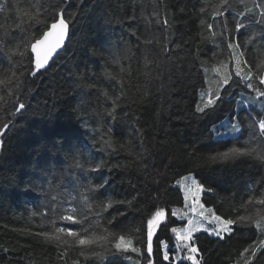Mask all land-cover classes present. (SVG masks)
Listing matches in <instances>:
<instances>
[{
	"label": "trees",
	"instance_id": "trees-1",
	"mask_svg": "<svg viewBox=\"0 0 264 264\" xmlns=\"http://www.w3.org/2000/svg\"><path fill=\"white\" fill-rule=\"evenodd\" d=\"M8 3L9 0H0V80L11 79L9 63L21 62L20 52L24 49L20 45L36 34L31 25L44 20L49 5L59 4L60 0H11L16 9L30 13L34 18L31 21L18 11L10 16ZM261 5L264 0H66L61 7L77 16L75 23L70 24L63 51L35 80L23 81L17 73V84L10 89L0 85L3 89L0 91V128L15 121L12 128L0 133V264H73L76 260L79 264H108L109 260L113 264H142L138 255L130 251L131 261L126 257L114 259L107 243L113 235L122 234L132 239V246H136L134 233L139 227V218L135 227L123 232L119 229L104 231L107 225L99 218L94 219V224L99 221L100 231L90 235L104 236L107 240L96 245L98 257L88 253L87 259L79 255L81 249L72 237L60 234L59 243H49L37 235L42 231L55 234V229L63 225L57 223L56 205L46 206L41 193L29 186L30 182L35 185L45 181L36 169L51 167L62 171L71 166L75 170V165L80 163L87 170L103 160L107 176L108 168L117 160L110 159L108 152L103 150L105 146L119 153L123 169L122 174L114 171L109 177L111 187L118 194L111 195L104 203L123 201L125 207H121L120 212H125L130 209L129 202L137 191L151 192L159 185L162 196L157 208L165 209V220L174 221L169 228L182 225L184 220L171 216L173 207L183 205L182 191L175 182L191 173L198 182L213 189L212 194H202L204 205L217 215L238 221L234 226L235 235L229 240L210 237L205 230L192 235L194 241L198 238V262L244 264L250 259L251 252L244 253V249L259 246L264 241V220L260 219L264 216V203H261L264 201V135L259 129V119L264 115H257L264 114V99L233 84L223 93V99L204 115L197 114L195 109L197 104L203 106L201 94L204 98L214 94L219 89V77L228 71L223 65L229 64L231 58L225 49L229 31L233 32V40H237L235 21L244 26L237 42L255 41L251 47L256 65L264 64V47H261L264 44V7ZM201 7L207 11L206 16L200 15ZM173 13L178 19H173ZM133 15L137 23L131 21ZM149 15L160 21L167 19L173 27L164 31L149 25L150 31L140 27L139 32L133 34L137 24H149ZM213 21L216 26L209 30L207 25ZM222 21L227 25L225 44L218 46L220 41L213 42V31L217 35L220 33ZM193 36L200 39L176 51L181 37L187 41ZM121 37V52L116 59L108 57L105 64L101 55L107 57L108 54L102 52V48ZM138 39L141 44L154 40L158 49L175 39L171 44L175 55L160 58L164 60L165 73L173 71L171 76L157 79L156 63L159 61L154 63L144 55L145 48L136 52ZM10 53L16 54L15 60L9 59ZM214 65L220 67L219 76L212 71ZM260 74H264V69ZM76 82L90 95L74 93ZM21 83L23 86L18 87ZM119 84L124 86L128 106L116 109V119L109 116L89 126L100 127L102 132L96 139L99 141L102 135L106 141V145L97 143L94 147L92 133L78 117L91 111L104 113L111 109L112 100L119 95L115 89ZM105 93L111 97L107 103L104 102ZM12 103L17 107L25 103L27 109L13 118ZM125 113H129L127 118ZM108 121L113 125L112 131H109ZM233 124L238 131L231 130ZM118 128L123 129L122 136L116 134ZM53 145L63 147L58 151ZM72 146H75L76 159L69 154ZM232 147L242 148L246 154L212 159ZM192 151L196 152L198 163L194 171H189L193 165L188 153ZM169 163L170 170L166 168ZM80 183L87 186V181ZM67 191L73 189L68 187ZM81 192H85L84 187L73 192L77 195L75 202L59 201L56 191H52L48 199L57 197L62 214H71L68 209L75 208L77 219H81L89 212V205L99 203L98 199L89 198L85 204V197L79 195ZM144 207L145 203L140 202L138 208ZM131 220L132 217H128V222ZM250 220L260 221L259 227ZM172 238L174 240V236ZM61 252L67 255L60 256ZM184 264L191 262L184 261ZM254 264H264V252H257Z\"/></svg>",
	"mask_w": 264,
	"mask_h": 264
},
{
	"label": "snow or ice",
	"instance_id": "snow-or-ice-1",
	"mask_svg": "<svg viewBox=\"0 0 264 264\" xmlns=\"http://www.w3.org/2000/svg\"><path fill=\"white\" fill-rule=\"evenodd\" d=\"M64 3H66V0H60L59 4L49 5V11L44 13L46 18L41 21H36L35 25H31L35 28L36 34L33 35L30 40H26L20 45V47L24 49L23 52H20L21 62L15 65L9 63L11 79L0 80V85H4L10 89L13 84H17L19 79L16 75L17 73L20 74L23 81H29L30 79L35 80L38 75L47 71L51 62L55 60L56 56L59 55L61 51H63V46L69 36L70 24L75 23L77 16V13H69L67 8L61 7ZM8 7L10 10V16L13 11H18L21 16H28L30 21L34 19L30 16V13L27 10L16 9L11 4V0H9ZM261 7H264V5H261ZM56 8H60L61 10L57 12L55 11ZM193 8H195V5H193ZM180 11H184V9H180ZM207 14V11L201 7L200 15L206 16ZM215 15L219 16L221 14L216 13ZM241 15H243V13H241ZM68 17H71V20L68 19ZM197 18H199V16H197ZM173 19H178L176 13H173ZM49 20L51 23L48 22ZM131 21L133 23H137V17L133 15L131 17ZM147 21L149 24H137V28L133 34H137L140 27H144L146 32L150 31L151 28L149 25H151V27L162 28L164 31L173 27L169 24L167 19L160 21L154 15H149L147 17ZM234 23L235 34L238 40V37L242 34L241 29L244 26L239 21H235ZM215 26L216 23L213 21V23H209L207 25V28L209 30H213ZM201 27H203V25H201ZM226 27L227 25H225L222 21L220 33L217 35V33L213 31V42L215 43L219 40L220 44L218 46H223L225 44L224 35ZM199 39V36H193L190 37L189 40L185 41L181 37L180 44L177 46L176 51L181 50L182 47H189ZM237 40H233V32L229 31L225 50L228 52L231 59L229 64L223 65V67L227 68L228 71L225 72L223 76L219 77V89L214 94L207 96V98L203 97V93L201 94L203 106L197 104L195 109L197 114L204 115L210 108L214 107L218 101L223 99V93L228 92L229 88H231L233 84L245 91L251 90L256 96L264 99V74H260V70L264 69V64H261L259 67L256 65V61L254 59L255 53L251 47L255 41L249 40L237 42ZM122 42L123 37L113 40L107 47L102 48V52L108 54L107 57L101 55V59L105 60V64L108 62V57L116 59L117 55L122 50ZM156 43L157 42L154 40H148L144 44H141L138 39L136 52L140 53L141 48H145L146 51L143 53L144 55H146L149 59H152L154 63L159 61V63H156V71L159 73V77H157V79L163 78L166 75L171 76L173 71L169 70L165 73V63L164 60H161L160 58L163 57L166 59L169 56L175 55V52L171 48V44L175 43V39L170 41L167 45H161L159 49L155 47ZM261 47H264V44H262ZM0 55H2V53H0ZM9 59L15 60L16 54L10 53ZM23 61L27 62L24 63ZM212 71L217 73L219 76L220 67L214 65ZM17 86L22 87L23 84L21 83ZM109 86L112 87L110 82ZM123 88V84L115 86V89L119 91V95L116 96L115 100H112L111 109L106 110L104 113L91 111L78 117V121L85 128H89L92 133L94 147L97 143H104L106 145V141H104L102 135L99 141L96 139V136L102 132L100 127L90 128L89 126L92 123H96L98 119L105 120L109 116L116 119V109L128 106L125 104L126 97ZM2 90L3 89H0V91ZM73 91L76 94H83L84 96L90 95L89 92L83 90L82 86L78 82L75 83ZM242 94L243 93H241V95ZM12 95L14 96L15 92H13ZM23 96L24 93L21 92L20 97L23 98ZM75 98L76 97L74 96L73 99ZM109 99H111V97L105 93L104 102L107 103ZM10 106L15 108V111L11 113L13 118H17L19 114H22L27 109V105L25 103H20L18 107L15 103H12ZM82 106L83 104H81V107ZM5 111H7V109H5ZM257 115L261 116L264 114L257 113ZM124 116L127 118L129 113H125ZM14 122L15 121L13 120L9 123H5L3 128H0V133L12 128ZM108 124L109 131H112L113 125L111 121H108ZM259 129L261 135H264V118L259 119ZM231 130L238 131L239 129L237 125L233 124ZM116 134L122 136L124 134L123 129H116ZM0 143H2V141H0ZM53 147L59 151L62 149L63 145H53ZM103 150L108 152L110 159L117 160L116 164H112L111 167L108 168L107 176L104 174L106 162L103 160L99 163H95L94 166L89 167L87 170H85L84 166L80 163L75 165V170L71 166L62 171H57L55 168L51 167H38L36 169L40 175L45 177V181L35 185L30 182L29 186L32 190H36L41 193L46 201V206L47 204L56 205L55 212L58 217L57 223L63 225L55 229V234L42 231L37 233V235L44 237L49 243L53 241L59 243L62 240V236L60 234L72 237L81 249L79 255L84 256L85 259H87L88 253H91L93 257H98L100 253L95 251L96 245L107 240V237L104 236L90 235L93 231H100L99 221H103L107 225L104 231H107L108 229H119V231L123 232L126 229L135 227L137 218H139V227L136 228L134 233V235L137 236V239L135 240L136 246H132V239H127L126 236L122 234L113 235L111 240H107L108 247L112 249L110 255L114 259L126 257L129 261H131V256L128 255L130 251L138 255L142 264H174L175 261H180V264H184V261H190L191 264H200L195 256L200 249L197 246L198 238L196 241L192 239L193 230H180L176 227L169 228V225L174 223V221L171 218L165 220V209L163 207L157 208V205L161 202L162 196L159 185L154 186L151 192L137 191V195L133 198V201L129 202L130 209L125 212H120V208L125 207L123 201L116 202L115 204L104 203V200L109 198L111 195L118 194L115 193V190L111 187L112 180L109 179V177L114 171L118 175L122 174L123 166L119 163V153L116 150H110L107 146H105ZM69 154H71L73 159H76L75 146L69 148ZM245 154L244 149L232 147L225 152L217 153L216 156L212 157V159H227L229 156H242ZM188 158L190 163L193 165L189 171H194L198 163L196 152L192 151L188 153ZM166 168L170 170L171 163L166 165ZM89 177H93L94 179H89ZM82 180L87 181L86 187L84 184L80 183ZM65 181H67V186L65 185ZM192 183L194 188L187 189V195L185 198L191 199L192 204L189 206L193 211H195V205L201 200L202 194H212L213 189L206 187L195 178ZM68 187H71L73 191H67ZM78 187L85 188V192L79 193V195L85 197V204L88 203L89 198L99 200L97 205H89V212L83 214L81 219H77L75 208L68 209L71 214H62L57 197L53 196L50 201L48 199L49 194L52 191H56L59 193V201L67 199L69 202H75L77 200V195L73 194V192H75V189ZM132 190L136 191V188H133ZM153 192L155 195H153ZM142 201L145 203V207L141 209L138 208V205ZM261 203H264V201H261ZM200 207L202 209L200 215L204 217L205 220H208L210 224L215 225L210 232L205 229L210 237H214L220 241H225L231 239L232 236L235 235L234 226L238 223L237 220L217 215L212 211V209H208V215L205 216L203 211L204 205L201 204ZM131 209H136V211H132ZM113 212H115L116 215H113ZM175 215L176 214L174 212L171 214L172 217ZM130 216L132 217V220L131 222H128V217ZM96 218H99V221L94 224L93 220ZM243 219L244 218L241 217V220ZM260 219L264 220V216ZM250 222L256 223L259 227L260 221L250 220ZM250 230L251 229H249V231ZM161 233H164L163 238L161 237ZM173 234L175 235V240L172 238ZM249 251L251 252V258L246 259L244 264H254L257 252H264V241H261L259 246L244 249V253ZM183 253L188 254L182 255ZM244 253H240V255H244ZM59 255L66 256L67 253L61 252ZM73 264H79V261H73ZM108 264H113V261L109 260Z\"/></svg>",
	"mask_w": 264,
	"mask_h": 264
},
{
	"label": "rangeland",
	"instance_id": "rangeland-1",
	"mask_svg": "<svg viewBox=\"0 0 264 264\" xmlns=\"http://www.w3.org/2000/svg\"><path fill=\"white\" fill-rule=\"evenodd\" d=\"M193 179H194L193 175L191 173H187L176 180L175 185L178 186L182 191L183 205L180 207L172 208V213L174 212L176 214L174 217H176L179 220L185 221V223L182 225H177V226H172V227H176L177 229H180V230L191 229L193 230L192 235L200 230H205V229H207L208 232H210L212 228L215 227L214 224H210L208 220H205L204 217L200 215V212L202 210L200 205L201 204L204 205V203L201 200L195 205L196 210L193 211L192 208L189 206L192 204L191 199L185 198L187 195V189L194 188V185L192 183ZM208 209H212V208L204 205L203 211H204L205 216L208 215V212H207ZM212 211L214 212L213 209ZM173 236L175 240V235L173 234ZM187 254L188 253H183L182 255H187ZM196 259H197V256H196Z\"/></svg>",
	"mask_w": 264,
	"mask_h": 264
},
{
	"label": "water",
	"instance_id": "water-1",
	"mask_svg": "<svg viewBox=\"0 0 264 264\" xmlns=\"http://www.w3.org/2000/svg\"><path fill=\"white\" fill-rule=\"evenodd\" d=\"M66 41H67V39H66ZM66 43V42H65ZM65 45V44H64ZM64 47V46H63Z\"/></svg>",
	"mask_w": 264,
	"mask_h": 264
},
{
	"label": "bare ground",
	"instance_id": "bare-ground-1",
	"mask_svg": "<svg viewBox=\"0 0 264 264\" xmlns=\"http://www.w3.org/2000/svg\"><path fill=\"white\" fill-rule=\"evenodd\" d=\"M245 107V106H244Z\"/></svg>",
	"mask_w": 264,
	"mask_h": 264
}]
</instances>
